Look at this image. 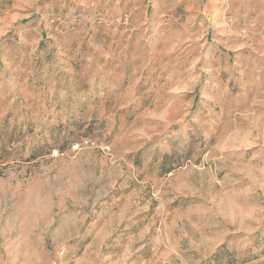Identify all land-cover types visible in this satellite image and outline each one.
Returning a JSON list of instances; mask_svg holds the SVG:
<instances>
[{
  "label": "rangeland",
  "instance_id": "1",
  "mask_svg": "<svg viewBox=\"0 0 264 264\" xmlns=\"http://www.w3.org/2000/svg\"><path fill=\"white\" fill-rule=\"evenodd\" d=\"M0 264H264V0H0Z\"/></svg>",
  "mask_w": 264,
  "mask_h": 264
}]
</instances>
